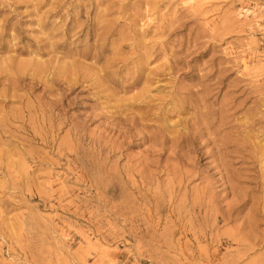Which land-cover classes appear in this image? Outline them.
Instances as JSON below:
<instances>
[{
  "label": "rangeland",
  "instance_id": "374dc122",
  "mask_svg": "<svg viewBox=\"0 0 264 264\" xmlns=\"http://www.w3.org/2000/svg\"><path fill=\"white\" fill-rule=\"evenodd\" d=\"M0 264H264V0H0Z\"/></svg>",
  "mask_w": 264,
  "mask_h": 264
}]
</instances>
